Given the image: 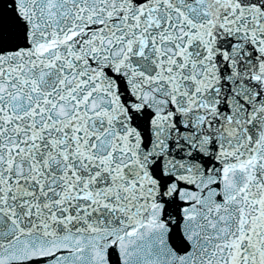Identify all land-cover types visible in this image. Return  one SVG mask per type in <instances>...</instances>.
Listing matches in <instances>:
<instances>
[{
	"label": "snow or ice",
	"instance_id": "6c2138e0",
	"mask_svg": "<svg viewBox=\"0 0 264 264\" xmlns=\"http://www.w3.org/2000/svg\"><path fill=\"white\" fill-rule=\"evenodd\" d=\"M0 264H264V0H0Z\"/></svg>",
	"mask_w": 264,
	"mask_h": 264
}]
</instances>
